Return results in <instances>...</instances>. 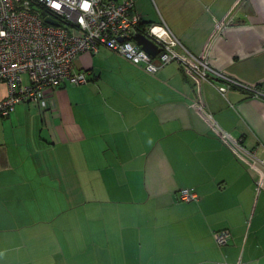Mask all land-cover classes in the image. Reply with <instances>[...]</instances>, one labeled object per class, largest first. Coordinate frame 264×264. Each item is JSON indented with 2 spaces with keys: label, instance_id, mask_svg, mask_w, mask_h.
Instances as JSON below:
<instances>
[{
  "label": "crops",
  "instance_id": "0c3cea01",
  "mask_svg": "<svg viewBox=\"0 0 264 264\" xmlns=\"http://www.w3.org/2000/svg\"><path fill=\"white\" fill-rule=\"evenodd\" d=\"M135 10L143 28L165 22L264 92V0ZM75 70L86 84L47 89L48 108L22 102L0 121V264H264V96L223 95V80L176 61L151 74L105 47Z\"/></svg>",
  "mask_w": 264,
  "mask_h": 264
},
{
  "label": "built area",
  "instance_id": "2783aa9c",
  "mask_svg": "<svg viewBox=\"0 0 264 264\" xmlns=\"http://www.w3.org/2000/svg\"><path fill=\"white\" fill-rule=\"evenodd\" d=\"M136 0H0V84L6 95L0 98V118L10 116L22 102L48 108L46 90L64 83L82 85L87 72L75 70V60L84 53L105 47L151 74L179 62L189 66L202 80L224 81L216 86L223 95L240 88L259 97L264 92L215 69L207 55L189 50L165 22L141 26ZM57 21L50 23L46 18ZM143 33L158 47L153 56L134 39ZM122 38V39H121ZM236 144H239L234 139ZM180 199H197L191 189H182ZM220 246L231 239L229 229L213 231Z\"/></svg>",
  "mask_w": 264,
  "mask_h": 264
},
{
  "label": "water",
  "instance_id": "95a60500",
  "mask_svg": "<svg viewBox=\"0 0 264 264\" xmlns=\"http://www.w3.org/2000/svg\"><path fill=\"white\" fill-rule=\"evenodd\" d=\"M46 20L50 23L56 24L57 21L52 18H46ZM122 39V38H121ZM134 39L138 44L142 45L143 49L153 56L158 52V47L154 44L150 39H148L143 33H136L134 35Z\"/></svg>",
  "mask_w": 264,
  "mask_h": 264
},
{
  "label": "rangeland",
  "instance_id": "374dc122",
  "mask_svg": "<svg viewBox=\"0 0 264 264\" xmlns=\"http://www.w3.org/2000/svg\"><path fill=\"white\" fill-rule=\"evenodd\" d=\"M103 51L106 52L105 50H102L101 53H100L99 55H95V56H96L95 59H97L98 57H105V56H103V55H104ZM97 60H98V59H97ZM101 66H104V64H101ZM97 68L99 69V71L102 72V74H104V76H103L104 79H106V75H107V77H108V74H111V73H112V70H111V69L109 70V68H107L108 71H105V73H104V70H103V69H100V68H99V66H97ZM5 89H6V85L3 84V83L0 84V93L5 94ZM9 118H10V117H9ZM9 118H8V117H7V118H0V121L8 122Z\"/></svg>",
  "mask_w": 264,
  "mask_h": 264
},
{
  "label": "trees",
  "instance_id": "16d2710c",
  "mask_svg": "<svg viewBox=\"0 0 264 264\" xmlns=\"http://www.w3.org/2000/svg\"><path fill=\"white\" fill-rule=\"evenodd\" d=\"M143 23H141V26H142Z\"/></svg>",
  "mask_w": 264,
  "mask_h": 264
}]
</instances>
